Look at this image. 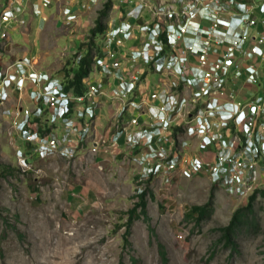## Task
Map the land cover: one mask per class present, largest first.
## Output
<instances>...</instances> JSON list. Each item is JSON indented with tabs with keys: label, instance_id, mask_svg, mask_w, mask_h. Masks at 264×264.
<instances>
[{
	"label": "built area",
	"instance_id": "2783aa9c",
	"mask_svg": "<svg viewBox=\"0 0 264 264\" xmlns=\"http://www.w3.org/2000/svg\"><path fill=\"white\" fill-rule=\"evenodd\" d=\"M26 2L0 0V122L20 170L121 158L167 189L198 177L237 196L264 187V0H118L124 18L66 53L59 76L3 51L28 10L47 20L52 0ZM63 15L77 19L71 6Z\"/></svg>",
	"mask_w": 264,
	"mask_h": 264
},
{
	"label": "rangeland",
	"instance_id": "374dc122",
	"mask_svg": "<svg viewBox=\"0 0 264 264\" xmlns=\"http://www.w3.org/2000/svg\"><path fill=\"white\" fill-rule=\"evenodd\" d=\"M69 6L77 15L71 25L63 15ZM45 14L43 21L28 10L24 28L8 29L3 51L29 54L57 76L73 60L66 53L92 43L98 20L106 29L124 18L118 0H52ZM8 129L0 122V264H264V187L254 201L203 177L177 178L167 189L160 179L139 182L121 158L104 170L36 160L24 172ZM239 211L241 230L226 235Z\"/></svg>",
	"mask_w": 264,
	"mask_h": 264
},
{
	"label": "trees",
	"instance_id": "16d2710c",
	"mask_svg": "<svg viewBox=\"0 0 264 264\" xmlns=\"http://www.w3.org/2000/svg\"><path fill=\"white\" fill-rule=\"evenodd\" d=\"M111 7V4H108L107 8L109 9ZM103 15L105 14V12L102 13ZM104 25L102 23V20H98L96 23V28L92 31V36H95L99 33H101L104 30ZM92 57L89 56L80 66V69L76 75V78L74 81L71 82V85H75L76 86V93L77 94H82L83 93V88H82V80L88 76L89 72H90V62H91ZM256 198V195L253 194V196L251 197V201H254ZM203 212V211H202ZM242 212V211H241ZM240 211L237 212L232 221L230 222L229 226L226 227L225 229V233L226 235H231L232 237H234L235 234H237L241 228H242V224H243V219H244V214H242ZM241 213V214H240ZM207 214V213H206Z\"/></svg>",
	"mask_w": 264,
	"mask_h": 264
}]
</instances>
